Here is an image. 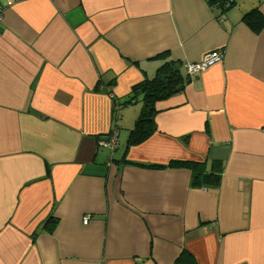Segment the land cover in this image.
I'll return each instance as SVG.
<instances>
[{
    "label": "crops",
    "instance_id": "0c3cea01",
    "mask_svg": "<svg viewBox=\"0 0 264 264\" xmlns=\"http://www.w3.org/2000/svg\"><path fill=\"white\" fill-rule=\"evenodd\" d=\"M0 7V264H264V21L243 19L264 0ZM168 59L189 81L127 147L141 95L123 103ZM170 160L219 162V182L150 166Z\"/></svg>",
    "mask_w": 264,
    "mask_h": 264
},
{
    "label": "trees",
    "instance_id": "16d2710c",
    "mask_svg": "<svg viewBox=\"0 0 264 264\" xmlns=\"http://www.w3.org/2000/svg\"><path fill=\"white\" fill-rule=\"evenodd\" d=\"M254 18H256V21L252 22L251 20ZM259 18L264 21V16H262L258 8H254L249 12H246L243 16V19L253 27V24H258ZM188 81L189 76L181 73L180 64L168 59L163 61V63L156 69L155 74L152 77L145 78L132 86L131 95L123 104L136 102L138 96L141 95L139 100L141 105L133 127L129 130L127 147L143 142L153 132H155L156 125L154 118L158 112L156 103L174 93L180 92ZM127 162L140 165L137 162L129 160ZM150 166L158 168L166 166H179L187 168L191 170L192 184L196 186H215L218 184L220 179L221 164L219 162L212 163L214 171H206L203 163L189 160H170L166 164H151ZM56 220L57 219L55 217L50 216L47 218L46 223L53 222L54 224L56 223Z\"/></svg>",
    "mask_w": 264,
    "mask_h": 264
},
{
    "label": "built area",
    "instance_id": "2783aa9c",
    "mask_svg": "<svg viewBox=\"0 0 264 264\" xmlns=\"http://www.w3.org/2000/svg\"><path fill=\"white\" fill-rule=\"evenodd\" d=\"M216 3H222L225 7H230L234 0H212ZM3 9L0 7V21L2 20ZM222 51L212 50L206 52L199 61H187L184 67L189 75L196 74L205 70L210 65L218 62L222 58ZM99 144L111 148L112 150L117 146V131L113 130L107 140H99ZM87 222V217L84 218V223Z\"/></svg>",
    "mask_w": 264,
    "mask_h": 264
}]
</instances>
